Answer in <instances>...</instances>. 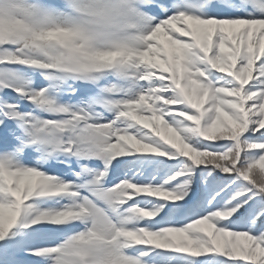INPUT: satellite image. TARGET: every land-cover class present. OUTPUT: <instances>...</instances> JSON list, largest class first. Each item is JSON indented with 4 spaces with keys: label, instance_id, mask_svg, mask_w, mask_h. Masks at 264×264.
<instances>
[{
    "label": "snow or ice",
    "instance_id": "6c2138e0",
    "mask_svg": "<svg viewBox=\"0 0 264 264\" xmlns=\"http://www.w3.org/2000/svg\"><path fill=\"white\" fill-rule=\"evenodd\" d=\"M0 264H264V0H0Z\"/></svg>",
    "mask_w": 264,
    "mask_h": 264
}]
</instances>
